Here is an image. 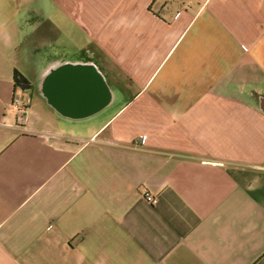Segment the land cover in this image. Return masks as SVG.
Wrapping results in <instances>:
<instances>
[{
	"label": "crops",
	"instance_id": "1",
	"mask_svg": "<svg viewBox=\"0 0 264 264\" xmlns=\"http://www.w3.org/2000/svg\"><path fill=\"white\" fill-rule=\"evenodd\" d=\"M0 264H264V0H0Z\"/></svg>",
	"mask_w": 264,
	"mask_h": 264
},
{
	"label": "built area",
	"instance_id": "2",
	"mask_svg": "<svg viewBox=\"0 0 264 264\" xmlns=\"http://www.w3.org/2000/svg\"><path fill=\"white\" fill-rule=\"evenodd\" d=\"M11 107L14 108L16 111H18L19 113H23L25 111V105L22 104L18 99L12 100ZM143 198L147 203L151 205H154L157 202L156 197H154L153 195L147 192H143Z\"/></svg>",
	"mask_w": 264,
	"mask_h": 264
},
{
	"label": "trees",
	"instance_id": "3",
	"mask_svg": "<svg viewBox=\"0 0 264 264\" xmlns=\"http://www.w3.org/2000/svg\"><path fill=\"white\" fill-rule=\"evenodd\" d=\"M13 83H14L15 87H17L21 90H30L31 89L30 82L17 71H15L13 73Z\"/></svg>",
	"mask_w": 264,
	"mask_h": 264
},
{
	"label": "water",
	"instance_id": "4",
	"mask_svg": "<svg viewBox=\"0 0 264 264\" xmlns=\"http://www.w3.org/2000/svg\"><path fill=\"white\" fill-rule=\"evenodd\" d=\"M73 77H74V76H70V75H68V76L65 77V79H66L67 82H69V81L72 82L73 79H75V77H74V78H73ZM77 80H78V79H77Z\"/></svg>",
	"mask_w": 264,
	"mask_h": 264
}]
</instances>
